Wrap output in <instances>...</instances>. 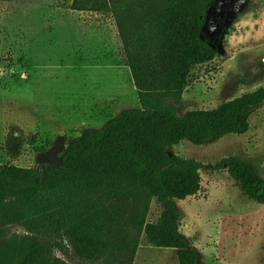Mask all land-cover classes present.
Instances as JSON below:
<instances>
[{"label":"trees","instance_id":"1","mask_svg":"<svg viewBox=\"0 0 264 264\" xmlns=\"http://www.w3.org/2000/svg\"><path fill=\"white\" fill-rule=\"evenodd\" d=\"M215 1L72 0L71 9L114 22L139 105L72 137L60 162H0V235L15 224L26 231L0 246V264H69L59 254L69 257L71 248L90 264H133L143 235L177 249L179 264H199V251L180 230L178 201L201 191L202 170H225L245 196L264 203V177L240 157L204 164L168 151L182 140L203 145L245 134L250 114L264 105L260 87L214 108L178 111L192 66L216 55L207 37ZM154 199L163 209L149 222Z\"/></svg>","mask_w":264,"mask_h":264},{"label":"rangeland","instance_id":"2","mask_svg":"<svg viewBox=\"0 0 264 264\" xmlns=\"http://www.w3.org/2000/svg\"><path fill=\"white\" fill-rule=\"evenodd\" d=\"M71 3L0 0L1 163L42 167L60 162L72 137L101 127L123 108L139 105L136 88L126 99L87 108L77 101L84 81L75 80L70 65L72 38L99 35L110 40L116 38V27L94 10L71 9ZM212 12L207 37L216 55L210 62L192 66L180 114L214 108L264 87V0H216ZM69 14L73 15L67 18ZM56 50L62 52L61 63L32 60L53 59ZM249 119L245 134H228L203 145L182 140L168 151L204 164L237 156L264 177V105ZM34 135L37 142L31 143ZM201 174V191L178 201L183 212L180 230L199 251V264H264V203L245 196L225 170ZM162 209L154 199L148 221L156 222ZM25 234L23 226L12 225L6 236L0 235V246L19 242ZM177 254V249L151 245L143 235L133 264H179ZM59 256L69 264L91 263L72 248L69 257Z\"/></svg>","mask_w":264,"mask_h":264},{"label":"crops","instance_id":"3","mask_svg":"<svg viewBox=\"0 0 264 264\" xmlns=\"http://www.w3.org/2000/svg\"><path fill=\"white\" fill-rule=\"evenodd\" d=\"M71 15L73 14H69L67 18ZM72 24L75 26L73 21ZM68 28L71 29L72 26ZM72 39L75 47L71 48L73 54L70 65L76 76L72 75L71 83L74 82V76L76 81H84L77 101H81L87 108L91 104L100 105L116 98L126 99L132 96V90L135 91L134 81L130 68L121 58L116 38L109 40L93 35L84 39H79L78 36ZM57 48L58 46L55 47ZM53 54V59L34 57L32 60L41 64L50 61L51 65L59 59L61 63L59 55L62 52L56 50ZM81 95H86L87 99L81 98Z\"/></svg>","mask_w":264,"mask_h":264},{"label":"flooded vegetation","instance_id":"4","mask_svg":"<svg viewBox=\"0 0 264 264\" xmlns=\"http://www.w3.org/2000/svg\"><path fill=\"white\" fill-rule=\"evenodd\" d=\"M213 18H214V15H213ZM213 18H212V19H213ZM211 22H212V20L210 21V23H211ZM210 23H209V27H210ZM216 25H219V24H218V23H216Z\"/></svg>","mask_w":264,"mask_h":264}]
</instances>
